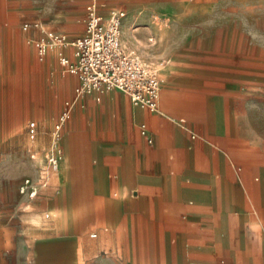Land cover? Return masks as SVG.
<instances>
[{"label":"crops","instance_id":"1","mask_svg":"<svg viewBox=\"0 0 264 264\" xmlns=\"http://www.w3.org/2000/svg\"><path fill=\"white\" fill-rule=\"evenodd\" d=\"M85 4L0 0V20L18 21L26 14L30 24H38L21 33L0 28V68L16 41L17 52L26 53V72L33 69L23 81L37 84L41 113L54 101L59 49L39 60L32 40L46 31L80 36ZM123 33L134 53L133 27L125 23ZM14 35L15 40L9 37ZM203 46L198 56L177 65L181 69L160 89L155 112L133 106L115 90L102 93L99 101L95 95L74 99L78 80L64 71L74 86L63 103H75L61 130V159L48 185L56 221L40 225V235L22 242L20 254L32 251L37 264H73L94 250L110 253L116 264L121 253L133 264H264V77L247 75L242 54L208 57L204 53L210 49ZM245 49L235 40L213 44L219 52ZM60 51L74 60L71 48ZM5 83L0 72V93ZM2 95L0 132L6 130ZM32 104L30 97L22 99L18 115L30 116ZM32 121L46 146L50 135L40 131L44 123ZM74 212L79 225L72 221ZM46 215L29 212L25 218L37 224ZM89 228L96 231L90 236L95 241L83 234Z\"/></svg>","mask_w":264,"mask_h":264},{"label":"rangeland","instance_id":"2","mask_svg":"<svg viewBox=\"0 0 264 264\" xmlns=\"http://www.w3.org/2000/svg\"><path fill=\"white\" fill-rule=\"evenodd\" d=\"M99 3L100 9L105 10L106 14L118 9L125 12L121 24V44L131 52L123 33L126 23L133 27L137 42L136 48L132 50L134 53H131L158 71L163 81L161 89L167 79L177 75V71L181 69L177 65L187 63L191 58L198 56L199 48L203 44L210 49L204 53L208 57L242 54L247 60V75L264 77V0H123L117 4L102 1ZM29 16L23 14L18 21L13 17L0 20V28H15L16 32L21 33L23 25L32 23ZM12 22L18 24L10 25ZM9 37L15 40L17 35ZM231 40L245 44V51L229 53L213 50L214 41L227 44ZM10 45V48L4 45V48H7V60L0 68L7 81L4 84V93H0L6 97V130L0 132V264H37L32 251L24 250L23 254H20L21 243L35 239L40 235V225L56 219L49 210L52 207V198L48 196V187L40 189L33 199L19 194L18 191L24 178L36 182L35 165L28 154L31 144L26 133V124L33 119L40 120L44 123L40 131L49 135L63 101L72 97L74 85L69 82L71 75L64 72L56 61L54 101L47 103L42 115L40 109L37 111L35 104L37 84L32 80L23 81L25 76L33 74L32 68L27 73L23 65L26 53L17 52L20 47L16 41ZM28 97L33 102L32 114L23 119L18 115V108L22 99ZM39 139L33 143L37 147L38 161L42 160L43 150L50 143L42 146ZM29 212L47 213L48 217L34 224L25 218V214ZM72 221L79 225V212L73 213ZM76 234H81L79 229ZM83 234L91 242L95 241V238L90 237L96 234L94 228H89ZM29 247L33 246L30 244ZM133 262L128 259L127 253L120 254L118 264ZM73 264L116 262L111 259L110 253H97L94 250L78 256Z\"/></svg>","mask_w":264,"mask_h":264},{"label":"built area","instance_id":"3","mask_svg":"<svg viewBox=\"0 0 264 264\" xmlns=\"http://www.w3.org/2000/svg\"><path fill=\"white\" fill-rule=\"evenodd\" d=\"M124 16L123 10L102 14L99 0H86L85 27L80 36L69 39L65 34L46 31L43 37L32 40V44L39 60L44 59L51 48L59 49L60 66L78 80L74 88V99L95 95V101H99L102 93L115 90L125 94L133 106L155 112L158 109L161 78L158 71L121 45V24ZM37 27L36 23L25 24L22 29L26 31ZM66 47L72 49L73 61L60 51ZM74 103L75 100L63 103L49 132L50 143L41 152L43 158L40 161L37 160V147L33 145L38 137L37 123H27L26 133L31 144L28 154L35 165L36 182L24 178L18 187L19 194L33 199L40 189L48 187L51 176L58 167L60 133L71 116ZM91 236L94 237V234Z\"/></svg>","mask_w":264,"mask_h":264},{"label":"bare ground","instance_id":"4","mask_svg":"<svg viewBox=\"0 0 264 264\" xmlns=\"http://www.w3.org/2000/svg\"><path fill=\"white\" fill-rule=\"evenodd\" d=\"M61 154H62V153L60 152L59 161H58V167H59V162H60V159H61ZM58 167H57V170H58ZM57 170H56V171H57ZM27 216L30 217L29 215H27ZM28 217H27V218H28ZM32 217H33V216H32ZM45 217H48V215H46ZM30 219H31V217H30ZM45 219H46V218H45Z\"/></svg>","mask_w":264,"mask_h":264}]
</instances>
